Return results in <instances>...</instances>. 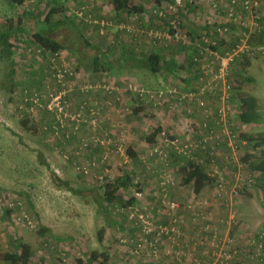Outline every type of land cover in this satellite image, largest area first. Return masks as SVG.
<instances>
[{
  "label": "trees",
  "instance_id": "1",
  "mask_svg": "<svg viewBox=\"0 0 264 264\" xmlns=\"http://www.w3.org/2000/svg\"><path fill=\"white\" fill-rule=\"evenodd\" d=\"M90 1L72 0V4L68 7L69 3H67V0H35L33 7H28L26 3L28 0H0V61H4L6 64L5 68H7V92L10 95L14 94L21 81L24 85L28 84L32 88L25 89L23 93L26 96L38 97V101L35 103H39L35 107L40 108L41 112L50 114L48 116L50 122L45 127L44 125L47 122L37 125L29 118L23 117L19 122L23 131L38 139H46L41 138L40 134L42 137H47L49 136L48 132L55 133L57 136L67 140L71 146L79 143L77 146H80L79 150H86L93 143L92 140L84 139L82 135H79L84 129L83 121L70 122L68 120L69 117L66 116L64 118L56 109L49 110L46 107L49 93L55 94L60 89L65 88V103L70 105L69 94L76 90L73 86L71 88V85L68 87L70 90H68L66 86L57 83L56 78L59 73H63L64 80H66L65 67L60 64L59 59V55L62 52L70 55V59H73L71 63H76V70L87 67L95 73L114 75L121 70L133 69L137 70V75L140 72H149L158 76L162 74V77L167 80L166 82L175 78L178 82H182L183 87L179 89V86H177V91L173 92V96L178 98L179 102L184 106L185 110H182V115H186L187 118L191 119L187 124V130L190 136H193V139L191 138L193 143L190 144L189 150L190 158H186L175 151L176 156L179 155L183 160L180 159L182 163L177 172L178 174L171 172L173 176L177 174L176 177L179 184L190 187L191 194L195 197L201 194L205 186H215L216 180L213 181L214 177L211 175L214 174V167L219 166L222 161L230 157L233 147L228 146V143L232 141L234 146L237 142H243L244 158L242 162L246 165L247 179L249 180V177H251L254 184H258L264 197V151H261L259 156L254 154L256 150L264 149V131L257 133H244L242 131L249 126H264V101L259 97L242 92L243 83L253 82V79L247 73L252 60L254 57L264 54V16L261 17L259 14L261 3L257 1V4H254L251 0H248V2L245 0H217L209 6L208 10L198 11L196 9L200 5L198 0H183L181 5L176 4L175 0H157L156 4L149 6L145 15L143 7L145 4L141 5L135 0H103L108 3L109 12L113 16L108 17L106 22H98L96 19H92V16L94 18L97 16L101 17L100 13L96 14L93 12V8L95 9L98 6L94 3L90 5ZM99 1L103 2L102 0ZM82 4L85 7H80ZM86 10L89 12L88 16L86 15L88 14ZM71 12L75 13L79 19L72 17L70 15ZM143 15L147 16L148 22H143V24L136 26L129 23L132 21L130 20L131 18L136 20V18ZM197 18L200 19V22H204V27L200 28L201 32L195 31ZM120 20L127 22H121ZM87 21L98 25L100 32L96 31L99 36H102L100 34L104 32V28L108 25L112 26L118 31L116 39L112 40V43L109 42L110 39L106 42L103 39L95 42V37L90 39L84 36L81 27L88 28L89 25H86ZM172 22L175 23L174 28L171 24ZM59 28L74 30L73 36L66 43H60L52 37L53 31ZM155 31L162 33L163 36L164 34L174 36L178 32L180 38L175 40L149 36L150 33ZM126 32L129 33L132 40L137 38L139 34L142 35L144 37L143 40H148L147 44L149 43V46L146 49L140 48V50L138 48L139 44H127L130 41H122ZM139 41L142 42V40ZM131 44L136 45L137 53L132 54L133 50L131 49L130 51L129 46ZM170 45L172 47L176 46L175 50L173 48L169 49L168 46ZM240 45H244V50L237 51ZM80 51L81 53H87L88 51L92 53L91 56L87 55V59L84 62L86 67H81V62L78 59ZM234 52L236 54L229 61L224 79H218L220 59L232 55ZM73 76L71 75V80H73ZM132 77L137 80L136 75ZM74 78L76 77L74 76ZM131 85L139 86L144 92L133 91L130 88ZM97 86L100 90L107 92V94L117 91L114 83H108V85H105V83L98 84ZM123 86L124 96L130 97L132 102V115L138 117L139 120L149 119L150 114L146 111V101L148 98L151 100L155 98L152 91L133 80L127 81ZM160 88L161 92L157 93L160 98H166L167 94L170 95L169 92L172 93L166 87L161 86ZM79 90L81 93L91 91L89 89L87 92H83L82 88ZM222 97L227 104L236 108L237 112L234 114L235 119L233 121L228 118L226 122L219 121L218 108ZM119 99L116 100L118 101ZM88 103L83 102L78 107L82 108L84 105L86 109L93 106ZM162 105H156V108H160ZM94 110H96V106ZM94 118L98 120L95 115ZM195 119H200V122ZM225 123H231L229 127L231 132L224 130ZM90 127L92 130H89V132H92V135L108 134L110 137L111 142L109 144H102L100 141L95 140L94 143L100 147L112 150L115 138L123 139L122 136L113 135V132L108 133L107 131L98 130V125L95 131L91 125ZM152 127L148 133L143 135L144 143L147 145H155L157 142L156 137L162 140L161 132H165V137L170 140L179 139L177 136L170 134L163 124ZM43 128L48 130V132L41 133ZM217 132L221 134L216 139L218 144L211 143L207 139L194 142L198 137L202 139L204 137L207 138V136L213 137ZM168 146L172 147L171 145ZM156 147L160 149L157 150ZM123 148H125L124 145L117 153L116 151L108 152V158L111 155H114V158L116 157V165L112 166L110 170L109 167H103L97 174L94 169L98 165H102L100 164L101 162L99 163L98 161L96 163V161L89 159H82L83 161L75 164L74 170L91 185L97 184L99 186L93 188L98 196L94 200L97 213L102 212L101 210L103 209V213L107 212L110 214H108L109 217H111L112 213L113 217L120 216L128 219L130 223L128 230H130L131 234L137 232L139 235L132 242V250H134L135 243L141 237V223L135 216L129 218L131 210H138V213L149 215V220L156 225L157 219L155 215L150 208L145 209L144 207L143 194L145 190L143 191V187H141L144 182H153V180L151 181L150 176L148 177L145 172L144 160L146 156L143 155L141 157L142 155L138 154L139 151L132 149L133 147L131 146L124 151V155L125 153L126 155L121 161L118 155ZM158 151H163V148L155 145L149 149L150 155L156 158L162 170L170 169L169 159H171V164L175 165L176 156L170 154V157H168L166 154L163 157ZM77 154L79 155V151ZM106 156L102 153L97 160L105 163L106 159H108ZM86 161H90L94 165L83 166ZM41 162L47 166L45 161ZM121 166L123 168L119 169ZM76 167H85L87 173L84 174L82 171H77ZM139 168L142 170V176L137 175ZM109 173H111V176ZM51 175L55 185L68 188L66 181H60L55 177L54 173ZM166 177L167 174L165 173L160 181L157 178L155 182L159 181L158 184L165 186L167 180L170 179L171 182L173 179L170 176L169 178ZM162 191L161 196L167 199L166 192ZM138 192L142 193L141 198L143 199L137 198L136 193ZM77 193L73 191V194ZM124 196L131 199L125 202V199L123 201ZM171 203L178 204L174 201H168L166 204L168 208ZM178 206L180 208L182 205L178 204ZM4 215L9 220V223H12L8 210L4 212ZM25 218L24 221L27 224L29 219ZM28 223L32 222L29 220ZM110 224L119 225L118 227L122 228L121 222H118V220H114V223L109 222V224L107 222V227L111 226ZM11 229L14 233L16 232L14 228ZM40 231L45 233L47 229L40 227ZM102 233H105V228L98 231L97 241L99 243L102 242ZM254 251L256 255L262 256L261 250L254 249ZM108 252L110 250L107 252L102 251V253H98L96 250L92 251L88 259L83 258L80 264L85 262L87 264L96 262H98L97 264H106L110 262L112 257ZM132 254L139 258L141 253L135 254L132 252ZM113 258H115L114 255ZM0 260L3 264H33L32 249L28 243L18 242L17 244L15 240L13 249L0 255ZM159 261L160 257L157 262L153 261L152 257L146 263L156 264Z\"/></svg>",
  "mask_w": 264,
  "mask_h": 264
},
{
  "label": "rangeland",
  "instance_id": "2",
  "mask_svg": "<svg viewBox=\"0 0 264 264\" xmlns=\"http://www.w3.org/2000/svg\"><path fill=\"white\" fill-rule=\"evenodd\" d=\"M97 1L99 0H91L89 4L92 5L94 3L102 9L103 13L100 12L101 17L97 16L94 18L92 16V19H96L98 22H106L109 17L110 7H108L109 5L106 1H99L101 5L97 4ZM251 1L254 4H257V1L261 3L262 6L259 9V14L261 17L264 16V0ZM26 3L28 7H33L35 0H28ZM67 3H69V7L72 4V0H67ZM80 7H85V5L82 4ZM86 13H88L86 14L88 16L89 12L87 10ZM70 15L75 19L78 18L75 13L71 12ZM249 24L251 23L249 22ZM86 25H89L88 28L81 27L82 33L90 39L95 37V42H99L101 39L106 42L110 39L109 42L112 43V40L116 39L118 31L110 25L104 28V32L100 34L102 36L97 34V31L100 30L98 25L91 24L89 21H87ZM196 30L202 31L198 27H195ZM158 31L160 30L158 29ZM73 34L74 30L72 29L59 28L53 31L52 37L60 43H66ZM137 38L142 40V44H144L143 49L149 46V43L147 44L148 40H143L144 37L142 35L139 34ZM122 41H132L129 33L126 32L123 35ZM168 48L175 50L176 46L172 47L170 45ZM59 59L60 64L65 67L66 80L64 82L68 88L70 87L71 75H74L77 79L78 74L81 75L82 70L81 68L76 70V63H71L73 59H70V55L66 54V52H62L59 55ZM5 66V62L0 61V255L13 249L16 240L17 244L18 242L29 244L33 253V264H54L59 260V257L65 259L66 264H80L83 258L88 259L92 251L96 250L98 253H102V251L107 252V249L110 250L108 253L112 257L110 258V262L106 264H145V261L150 260L147 253L148 249L143 247L139 258H136L132 254V242L137 239V236L124 233L126 227L128 229V226H130L128 219L114 216L115 219L112 213L111 217H109V213H103V209L101 210L102 212H96L94 200L98 196L93 188L99 186L97 184H94L95 186L91 185L74 170L75 164L87 158L84 155L86 151L83 149L79 150L80 146L77 147L79 143L71 146L64 138L57 136L55 133L48 132L44 128L41 133L48 132L49 136L42 137L40 134V137L46 139L32 137L23 131L19 125L23 117L29 118L37 125L47 122L44 125L45 127L50 122L48 117L50 114L41 112L40 108L35 107L39 103L33 101L35 96H26L23 93L25 89H31L32 87H29L28 84H22V81L14 94H8L6 88L7 68ZM247 73L253 79V82L243 83L242 92L244 91L245 93L259 97L264 101V54L254 57L250 68L247 69ZM159 75L162 78L163 75ZM157 79H159L157 74L149 72H140L137 75V83L141 84L144 88V84H148L147 82L154 83ZM127 81H129L127 78L123 79L124 84ZM169 82V84L167 82L168 86L162 85L159 82L158 84L160 87H166L170 91H177L176 81L173 79ZM82 85L88 86L91 85V82L89 81ZM50 94L52 93H49L47 96L49 99L46 103L47 108ZM127 99L128 97L125 96L124 100ZM223 104L224 102L221 100L219 105L223 106ZM224 105L229 108L226 114L227 118L233 121L235 119L234 114L237 112L236 108L227 103ZM89 109L86 108L83 111L84 113H81L78 106L76 108L69 107V116L79 114L82 120H84V116H90V121L94 120V115ZM68 120L70 122L73 121L69 118ZM129 123V121L121 124L118 123L117 130L113 129V135L122 136L125 140H128V138L134 139L132 142L136 143V145L132 146V149L144 153L142 149V145H144L143 135L147 131L145 127L140 128L139 120L134 121L135 125L131 127ZM225 124L224 130L226 129L227 132H231L229 130L231 123ZM149 129L147 128L148 131ZM234 131L236 132V130ZM242 131L244 133L263 132L264 126H249ZM107 132L110 133V129ZM138 143L140 145H137ZM141 143L143 144L141 145ZM128 145L127 141L124 146L125 148L120 151L119 155L117 154L121 161L126 155V153L124 155V151L128 147H131ZM234 146H232L230 157L222 161L217 166L219 169H215L216 172L211 175L214 177L213 181L216 180L215 186L212 185L213 189H211V192L217 197L227 196V207L225 209L232 216L225 220L230 227L227 236H219L223 238L230 237L236 249H239L236 257L228 264H264V197L258 184H254L251 177H249V180L247 179L246 165L242 162L244 158L243 142H237ZM78 151L79 155L77 154ZM261 151H264V149H258L254 154L259 156ZM41 161H45L47 166L43 165ZM121 168L123 167H119V169ZM95 172L99 174V171ZM52 173L60 181H66L68 188L55 185ZM109 174L111 176V173ZM137 175L142 176L140 168ZM228 181L229 183L235 181L234 184H231L232 188L228 189V192L223 191V187L221 189L218 187V183H222L223 186ZM73 191L78 193L73 194ZM230 197L231 204L229 201ZM124 199L126 202L131 198L124 196L123 201ZM240 199H242L243 203H240ZM240 206L241 208H239ZM6 210L9 211L12 223H9V220L5 218L4 212ZM25 217L32 223L29 224V220H27L26 224L24 221ZM114 220L121 222L122 230L118 227L119 225L115 224H110L111 226L107 227L106 223H114ZM168 220L156 221V225L152 223L153 229H158V225L167 224L172 219ZM40 227L46 228L47 231L42 233ZM11 228H14L16 232L14 233ZM103 228H105V233H102V242L99 243L97 241L98 231ZM240 229L241 232L239 231ZM254 249L261 250L262 256L256 255ZM113 255L115 258H113ZM183 256L187 259V263L194 264V258L192 259L190 256L187 258L185 255L180 257L182 258ZM262 257L263 260L261 261ZM0 264H3L1 260Z\"/></svg>",
  "mask_w": 264,
  "mask_h": 264
},
{
  "label": "crops",
  "instance_id": "3",
  "mask_svg": "<svg viewBox=\"0 0 264 264\" xmlns=\"http://www.w3.org/2000/svg\"><path fill=\"white\" fill-rule=\"evenodd\" d=\"M138 3H141L145 9V15L148 12V8L150 5L156 4L157 0H135ZM217 0H198V3L200 4L196 9L198 11H205L209 9V6L211 4H214L213 2H216ZM97 4L101 5L99 1H97ZM94 13H100L102 12L101 8H93ZM103 13V12H102ZM143 15L142 17L136 18H131V22H129L131 25H138V24H143V22H148L147 16ZM109 17L113 16L111 15V12H109ZM149 16V15H148ZM122 19V18H121ZM140 20L139 22H136ZM121 22H127L124 20H120ZM194 26V25H193ZM196 27L203 28L204 27V22H200V19L197 18L196 20ZM128 40V39H127ZM136 44L138 45V48L144 47L142 42L138 40V38H134L132 41H130L127 44ZM129 45L130 46V51L131 49L133 50L132 54L137 53V48L136 45ZM138 49V52H139ZM141 50V49H140ZM140 53V52H139ZM91 56L92 53H79L78 59L80 60L81 67H86L84 64V61L87 59V55ZM82 60V61H81ZM87 68V67H86ZM86 68H81V75L78 74L77 79L74 78L73 80H70L69 86L71 85L76 88L75 91H72L69 94V103L70 107L76 108L77 106L80 107V104L83 102L90 101L88 104H92L93 106L90 107L89 110H92L94 115L98 118V130H103L107 131L110 129V132H114V130H117L118 128V123H125V122H130L129 125L130 127L135 125L134 121H138V117L132 115L131 107H132V102L130 100H124V84H123V79L127 78V80L131 81H136V78L133 79L132 76H137V70H121L118 71V74H102L100 72H93L89 68L85 70ZM170 78V77H169ZM112 80V81H111ZM118 80V81H117ZM173 80V79H172ZM177 81V79H174ZM91 82V85H82L86 82ZM111 81V82H110ZM167 80L164 79V77L155 80L154 83L152 82H147L148 84H144L146 86L145 88L150 89L152 91L154 99H147L146 101V111L150 114L149 119L145 120H139L140 128L145 127L146 133H148L147 128L152 129L155 125L158 124H163L170 132V134L177 136L179 139L178 142L181 144L184 143H190L192 144L193 141V136H190L189 131L187 130V124L191 120L186 117V115H182V110L184 109V106L182 103L179 102L178 98L173 96V92L175 90H172V93L170 95H166V98H160L157 96V93L161 92V88L158 84L161 83L162 85H167ZM171 81V79H170ZM143 82V81H142ZM98 83L108 85V83L112 84L114 83L116 86V92L114 91L111 94H107L104 90H100L98 88ZM170 82L168 81V84ZM182 83V82H181ZM180 82H176L177 86H179V89L183 87V85ZM82 85V86H80ZM77 86V87H76ZM168 86V85H167ZM83 87H89L90 92L88 93H81L80 88ZM119 87V88H118ZM79 90V91H78ZM155 92V93H153ZM120 98L118 101L116 99ZM115 99V101H113ZM84 100V101H83ZM162 105V108H156V105ZM96 106V110H94ZM94 118V116H93ZM95 119V118H94ZM86 120V121H84ZM84 120L82 124L83 125V131L79 133V135H82L83 138H88L89 140H92L93 143L89 145V147L85 150L84 152L86 159L92 160V161H99L100 164L98 165L94 170L99 171L101 168H108L109 170L112 169V166H115V158L114 155H111L110 158H108L109 153H112L113 151L118 152V150L123 146L122 142L124 141V146L125 143L128 141L129 145L128 146H134L136 143L132 142L134 139H129L125 140L122 138H115L113 141V147L112 150L100 147L98 144L94 143L95 140H100L104 136L101 134H98L97 136L95 134L92 135V132H89V130H92L90 127V116H84ZM161 120V121H160ZM196 120V119H195ZM200 119L196 120L197 122ZM143 122H145L143 124ZM114 129V130H113ZM133 130H136L132 128ZM149 129V130H150ZM95 131V129H93ZM188 131V132H187ZM212 137L211 140L209 138L204 137L203 139L201 137H196L194 142H197L198 140H209L211 143H216L217 138L219 135H221L219 132L215 133ZM92 136V137H91ZM142 138V136H141ZM192 138V139H191ZM75 139V138H74ZM131 141V142H129ZM156 146H160L163 148V151L165 155L167 154L168 157H170V154L176 156L175 154V149L174 147H169L165 146L163 141L159 138L156 137ZM199 142V141H198ZM144 143V141H143ZM141 143V145L143 144ZM131 144V145H130ZM137 145H140L139 143ZM151 144H146L142 145L143 152L145 153H138L141 157L143 155L146 156L145 158V172L147 176L151 178V181L153 182H144V184L141 186L143 187L144 191V201H145V209L150 208L152 213L155 215V218L157 221H165L168 220L170 221L171 219L175 220L177 222V227L181 233V237L179 238V243L176 246H171L169 243L166 241L162 244L159 245V254H160V261L159 264H191L187 263V259L183 256L181 257H175L173 255V250L176 248L179 251L183 253L187 258L190 256L192 259H198L200 261H208L209 260V249L207 247H202L198 244L199 240L201 238H205L208 235L207 230H212L216 229L218 233H220V236H227L228 230L230 229L229 224L225 222L226 218H231L232 216L227 213V196L223 195L220 197H217L216 195H213L211 192V189H213L212 186H205L204 190L201 192L200 195L198 196H193L191 194V188L182 186L178 182L177 172L181 166V163L183 159L180 158V156H176V160L174 161L175 165L171 164V159H169V166L170 169L167 170H162L160 164L157 162L156 158L152 157L149 153V149L151 146H155ZM138 150V148H137ZM174 150V151H173ZM103 153V155H107L105 163H103L100 160H97L95 158H99V156ZM149 153V154H148ZM149 156V157H148ZM95 159V160H94ZM181 159V160H180ZM173 160V159H172ZM105 166H104V165ZM177 165V166H176ZM144 166V165H142ZM215 169H219L218 167H214V172ZM168 173V178L172 179L170 182V179L167 180V183H165V186H161L159 183L161 177L165 174ZM171 172H175L177 174H174V176H171ZM166 173V174H167ZM155 177V178H154ZM159 178L158 182H155V179ZM236 181V180H235ZM235 181H229L227 183L223 184V191H227L228 189L232 188L231 184H234ZM222 184V183H221ZM164 190L167 194L165 199L164 197L161 196V193ZM230 192V191H229ZM168 201H174L177 202L178 204L182 205L178 209H170L167 207ZM230 204H231V197H230ZM240 203L242 202V199L239 200ZM226 203V204H225ZM163 204V205H162ZM241 208V206L239 207ZM239 208H238V213H239ZM237 209V208H236ZM240 215V213H239ZM241 232V229L239 230ZM124 233H129V235H134L135 237L138 235L137 232L132 233L130 230L127 229L124 231ZM163 236V235H162ZM163 239H166V236H163ZM108 251V249H107ZM140 264V263H139ZM145 264L146 261H145Z\"/></svg>",
  "mask_w": 264,
  "mask_h": 264
},
{
  "label": "built area",
  "instance_id": "4",
  "mask_svg": "<svg viewBox=\"0 0 264 264\" xmlns=\"http://www.w3.org/2000/svg\"><path fill=\"white\" fill-rule=\"evenodd\" d=\"M183 0H175L176 4L181 5ZM248 2V1H246ZM173 25V28L175 26V23L172 22L171 23ZM149 36H153V38L159 37V38H164V39H179V33L176 32L174 34V36H168V34H163L159 33L157 31L150 33ZM244 45H240L237 49V51L239 50H244ZM243 47V48H242ZM242 48V49H241ZM236 52H234L232 55H229L227 57H223L220 59V67H219V74L217 76L218 79H224L225 74H226V70H227V66L229 64V61L231 60L232 56L235 55ZM218 58V57H217ZM57 83L62 84L64 86H66V84L64 83V76L63 73H59L57 74ZM130 88L135 91V92H139V93H143L144 91L139 88V86L137 85H131ZM68 90H70V88H67ZM84 91L83 92H87V90H89V87H83L82 88ZM224 93V92H223ZM65 94H66V89H60L57 93H52L50 94V101H49V105H48V109L49 110H57L59 113H61L64 118L67 116L69 117L71 120L75 121V122H80L81 116L79 114H74L71 116L69 115V104L65 103ZM222 100L224 102V104H226V100L222 97ZM38 101V97L34 98V102ZM223 106H219L218 108V112H219V121L220 122H226L227 119V111L229 110V108L224 105ZM201 105H203L201 103ZM85 106L83 105L82 108H80L81 113H84ZM91 113L94 115L93 111L90 110ZM60 123H62V121H60ZM90 125L93 127V129H95L97 127V121L91 120L90 121ZM104 137L101 138L100 141L102 144H109L111 142L110 137L108 136V134H104ZM161 136L163 137L162 141L164 143L165 146L171 145L172 147H174V149L176 150V152L178 154H181L183 156H185L186 158H190L189 157V150H190V143H184L181 144L178 142L177 139L174 140H170L168 138H166L165 136V132H161ZM211 136H207V138H209ZM233 138V137H232ZM211 138H209V140H211ZM85 146V145H83ZM228 146L232 147L233 143L232 141L229 142ZM156 149H160L157 148ZM156 150V151H157ZM158 153L161 156H165L164 151H158ZM89 165H94V163H90V161H86L85 165L83 166H89ZM77 171H82L84 174L87 173V169L85 167H76ZM218 187L221 189L222 188V184L219 183ZM137 198H141L142 197V193L138 192L136 193ZM178 204L176 203H171L170 204V208L171 209H178ZM136 217L139 219L140 221V225H141V237L138 239L137 243H135L134 246V250L133 253L135 254H139L141 252V249L143 247H146L148 256L150 258L153 257V261L158 260V258L160 257L159 254V245L164 243L165 241L167 243H169L171 246H176L179 243V238L181 237V233L179 231V229L177 228V222L175 220H171L169 223L165 224V225H158V229H153V224L152 222L149 220V215H145L141 212L138 213V210H131V213H129V218L132 217ZM208 235L205 238H201L198 242V244L200 246H204L207 247L209 249V260L208 261H200L198 259H193L194 260V264H228L231 260H233L238 251L235 248V245L232 241V239L230 237H220L219 233L217 232L216 229H210L207 230ZM166 236V239H163V236ZM173 255L175 257H180L183 255V253L181 251H179L178 249H174L173 250ZM54 264H66L65 263V259L60 258L58 261H56ZM159 264V263H156Z\"/></svg>",
  "mask_w": 264,
  "mask_h": 264
}]
</instances>
